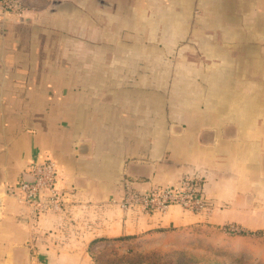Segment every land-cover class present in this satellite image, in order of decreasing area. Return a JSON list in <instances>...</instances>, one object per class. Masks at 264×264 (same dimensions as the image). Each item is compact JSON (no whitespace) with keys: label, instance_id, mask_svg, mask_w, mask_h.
Segmentation results:
<instances>
[{"label":"crops","instance_id":"1","mask_svg":"<svg viewBox=\"0 0 264 264\" xmlns=\"http://www.w3.org/2000/svg\"><path fill=\"white\" fill-rule=\"evenodd\" d=\"M0 5V264H97L91 244L225 228L264 264V0H26ZM60 165L76 200L26 219L17 183ZM185 174L207 212L121 206ZM228 232V231H227Z\"/></svg>","mask_w":264,"mask_h":264},{"label":"rangeland","instance_id":"2","mask_svg":"<svg viewBox=\"0 0 264 264\" xmlns=\"http://www.w3.org/2000/svg\"><path fill=\"white\" fill-rule=\"evenodd\" d=\"M235 235L201 222L101 238L91 251L97 264H262Z\"/></svg>","mask_w":264,"mask_h":264},{"label":"built area","instance_id":"3","mask_svg":"<svg viewBox=\"0 0 264 264\" xmlns=\"http://www.w3.org/2000/svg\"><path fill=\"white\" fill-rule=\"evenodd\" d=\"M4 10L21 14L26 0H0ZM203 177L185 174L174 183L157 186L141 191L129 182L121 198V206L127 210L141 213L164 211L171 205H179L194 212H207L210 202L201 192ZM18 198L26 205L25 218L32 220L39 213H64L75 203L74 186L63 184L60 165L53 158L42 163L32 162L28 168V177L17 183ZM227 231H237V227L227 226ZM31 264H39L37 254L32 253Z\"/></svg>","mask_w":264,"mask_h":264}]
</instances>
